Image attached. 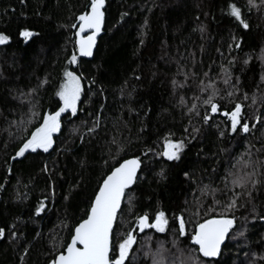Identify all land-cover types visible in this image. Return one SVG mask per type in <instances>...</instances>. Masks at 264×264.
<instances>
[{
    "label": "trees",
    "instance_id": "1",
    "mask_svg": "<svg viewBox=\"0 0 264 264\" xmlns=\"http://www.w3.org/2000/svg\"><path fill=\"white\" fill-rule=\"evenodd\" d=\"M90 2L0 0V32L11 37L0 45V264H49L110 169L133 157L143 163L112 233L113 245L128 232L136 237L125 264H150L157 252L169 262L164 254L177 260L189 248L209 261L191 236L221 216L233 225L211 264H264V0H105L97 47L84 60L75 32ZM23 29L38 35L26 42ZM65 69L81 78L76 114H61L48 152L13 160L43 115L58 110ZM209 84L216 113L204 103L213 89L201 91ZM236 103L233 132L225 113ZM165 138L184 141L180 161L159 155ZM237 177L243 187L233 185ZM158 211L168 221L163 233L137 227L139 216L151 224Z\"/></svg>",
    "mask_w": 264,
    "mask_h": 264
},
{
    "label": "snow or ice",
    "instance_id": "2",
    "mask_svg": "<svg viewBox=\"0 0 264 264\" xmlns=\"http://www.w3.org/2000/svg\"><path fill=\"white\" fill-rule=\"evenodd\" d=\"M249 2L251 3L252 0H249ZM21 3H23V0H21ZM104 5L105 0H91L90 11H86L77 17L79 28L75 32V46L80 56L88 57L93 54L92 49L96 43V35L100 32L104 19V12L102 11ZM228 7L230 9V16L244 29H248L249 24L243 19L241 9L235 4H229ZM73 27H76V25H73ZM86 30H91L90 34L82 36L81 34ZM35 35H38V33H34L28 29H23L19 32V36L26 42ZM10 40L11 37L9 35L0 32V45H7ZM141 43H143V40H141ZM236 46L239 47V44ZM76 62L77 56L73 54L70 57V63L75 64ZM225 83H227V80H225ZM206 88H212L213 91L204 103L209 105L212 113H216L218 105L213 101L216 90L212 84H209L206 87H202L201 91H205ZM81 91V78L73 71L65 69L64 81L55 93L60 101L58 110L43 115V122L31 132L30 136L23 140L12 159L24 157L25 153L29 150L36 152L39 149L43 152H48L53 146V134L60 130L61 114L69 111L73 115L76 114L77 101L80 99ZM193 108H195V104ZM241 109L242 105L236 103L233 110L225 113L231 121L233 132L237 130V125L241 124ZM208 119L209 116L205 115V122ZM248 130V123H243L242 131L247 132ZM89 131H92V129ZM184 148V141L174 142L165 138L163 152L159 155L170 162L180 161ZM142 163L143 161L140 157H133L123 159L122 162H118L117 166L110 169L102 183L99 184L98 191L95 192L94 199L91 201L90 208L86 213V218L75 225L70 242H67L63 250L53 256L49 264H125L136 237L132 232H128L124 235V238L113 245V224L117 216V210L120 208L122 197L125 195V190L138 179L137 172ZM44 171H48L47 166H45ZM187 175L185 172V176ZM232 183L234 186L243 187L245 178L237 177ZM253 183L255 182L253 181ZM235 203L236 201L233 199L228 204V207H233ZM43 208L44 204L41 202L36 209L37 214ZM167 222L165 213L158 211L155 215V222L151 224L147 215L139 216L137 218V227L141 231L146 227H151L158 232H163ZM232 225L233 219L223 216L207 219L203 223L197 224L195 232L191 236V241L193 244L199 246V252L203 257H216L219 254L221 243ZM12 227L14 228L15 225ZM179 233L181 236L185 234V224L182 218H180ZM4 235L5 228L0 227V239L4 238ZM11 236L15 238L17 233L12 232ZM53 241H55V237H53ZM159 255V252L154 254L153 264H164L162 259H158ZM205 264H211V260L206 261Z\"/></svg>",
    "mask_w": 264,
    "mask_h": 264
},
{
    "label": "rangeland",
    "instance_id": "3",
    "mask_svg": "<svg viewBox=\"0 0 264 264\" xmlns=\"http://www.w3.org/2000/svg\"><path fill=\"white\" fill-rule=\"evenodd\" d=\"M63 81H64V74H63ZM77 104H78V101H77ZM165 229H166V225H165ZM163 232H159V233H163ZM262 242L264 243V236L262 237ZM176 250H177V248L174 250V252ZM178 253L180 255H177L176 254V256L178 258L177 260H176V257L175 256H173V258H172V256H170V255L166 256V254H164V257H168V258H170L172 260H170L168 262V260L166 258H162V254L159 255L158 259H162L163 262H164V264H205V261H203V260H202V262L199 261L200 260L199 259V255L197 256V254L195 253V251H193V249H191V248H189V250H187V251H183L182 253H180V252H178ZM174 255H175V253H174ZM149 257H153V254H151V256H149ZM150 264H153V258L150 261Z\"/></svg>",
    "mask_w": 264,
    "mask_h": 264
},
{
    "label": "water",
    "instance_id": "4",
    "mask_svg": "<svg viewBox=\"0 0 264 264\" xmlns=\"http://www.w3.org/2000/svg\"><path fill=\"white\" fill-rule=\"evenodd\" d=\"M89 11H90V9H89ZM78 28H79V25H78ZM90 32H91V30H86V31L83 32L81 35H82V36H87V35L90 34ZM100 32H101V30H100ZM100 32L97 33V35H96V43L94 44L93 49H92V53H93V54H94V51H95V49H96V47H97V43H98V40H99V37H100ZM93 54H92V55H93ZM77 55H78V57H79L80 59H84V60L89 59V58L92 57V56H88V57L80 56L78 50H77ZM129 159H130V158H129ZM139 171H140V169H138L137 175H138ZM101 183H102V182H101ZM134 184H135V182H134ZM134 184L131 185L128 189L125 190V194H126L127 191H129V190L134 186ZM97 191H98V190H97ZM124 197H125V195L122 197L121 204H120V208L117 210V215H118V213H119V211H120V209H121V207H122V203H123ZM93 199H94V197H93ZM116 218H117V216H116ZM115 222H116V219H115L114 224H113V229H114V226H115ZM229 231H230V229H229ZM229 231H228V233H229ZM228 233L226 234L225 239L222 241L221 246H220L219 254H218L216 257H213V258H206V257H203L202 254H200V252H199L200 256H202L203 258L208 259V260L218 259V257L220 256V253H221L222 247H223V246L225 245V243H226ZM70 240H71V238H70ZM70 240H69V242H70ZM191 244H192L193 246H198V245L193 244L192 241H191ZM198 247H199V246H198Z\"/></svg>",
    "mask_w": 264,
    "mask_h": 264
},
{
    "label": "flooded vegetation",
    "instance_id": "5",
    "mask_svg": "<svg viewBox=\"0 0 264 264\" xmlns=\"http://www.w3.org/2000/svg\"><path fill=\"white\" fill-rule=\"evenodd\" d=\"M195 247V249H197V251L199 252V247L198 246H194ZM224 247V246H223ZM223 247H222V249H223ZM221 252H222V250H221ZM221 254V253H220ZM220 257V256H219ZM218 257V258H219ZM205 259V258H204ZM205 260H208V259H205ZM214 260H217V259H214Z\"/></svg>",
    "mask_w": 264,
    "mask_h": 264
}]
</instances>
